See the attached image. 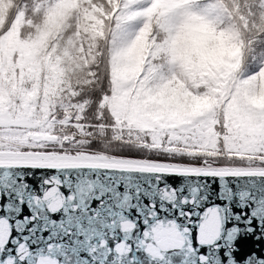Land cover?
I'll use <instances>...</instances> for the list:
<instances>
[{"label": "snow or ice", "instance_id": "1", "mask_svg": "<svg viewBox=\"0 0 264 264\" xmlns=\"http://www.w3.org/2000/svg\"><path fill=\"white\" fill-rule=\"evenodd\" d=\"M0 6V264H264V0Z\"/></svg>", "mask_w": 264, "mask_h": 264}, {"label": "trees", "instance_id": "2", "mask_svg": "<svg viewBox=\"0 0 264 264\" xmlns=\"http://www.w3.org/2000/svg\"><path fill=\"white\" fill-rule=\"evenodd\" d=\"M2 10H3V9H2V6H0V13H2Z\"/></svg>", "mask_w": 264, "mask_h": 264}, {"label": "water", "instance_id": "3", "mask_svg": "<svg viewBox=\"0 0 264 264\" xmlns=\"http://www.w3.org/2000/svg\"><path fill=\"white\" fill-rule=\"evenodd\" d=\"M250 243V242H249Z\"/></svg>", "mask_w": 264, "mask_h": 264}]
</instances>
